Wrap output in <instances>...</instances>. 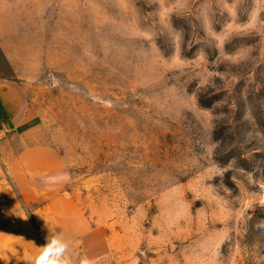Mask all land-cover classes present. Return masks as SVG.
<instances>
[{"label":"rangeland","instance_id":"rangeland-1","mask_svg":"<svg viewBox=\"0 0 264 264\" xmlns=\"http://www.w3.org/2000/svg\"><path fill=\"white\" fill-rule=\"evenodd\" d=\"M0 80V226L53 200L77 264H264V0H0Z\"/></svg>","mask_w":264,"mask_h":264},{"label":"crops","instance_id":"crops-1","mask_svg":"<svg viewBox=\"0 0 264 264\" xmlns=\"http://www.w3.org/2000/svg\"><path fill=\"white\" fill-rule=\"evenodd\" d=\"M21 90L23 83L0 80V126L3 127L0 131L7 140L13 135L12 132L24 123L26 116V103ZM39 152L33 149L25 150L9 166V172L19 193L23 194L26 190L36 188L37 185H34L31 179L32 173L53 172L52 165L47 162L32 163L31 158L39 155ZM53 184L52 181H46L48 188L54 189ZM51 193H55L54 190ZM55 202H47L41 211L31 217L18 202L21 209L17 207L9 216L8 224L0 226V264H32V258L39 251L37 247L45 244L44 236L64 233L65 219L62 211L54 210Z\"/></svg>","mask_w":264,"mask_h":264},{"label":"clouds","instance_id":"clouds-1","mask_svg":"<svg viewBox=\"0 0 264 264\" xmlns=\"http://www.w3.org/2000/svg\"><path fill=\"white\" fill-rule=\"evenodd\" d=\"M27 219V218H26ZM51 233V232H50ZM71 243L62 234H50L47 242L32 258V264H77L69 254ZM78 264H93L87 257L79 259Z\"/></svg>","mask_w":264,"mask_h":264},{"label":"built area","instance_id":"built-area-1","mask_svg":"<svg viewBox=\"0 0 264 264\" xmlns=\"http://www.w3.org/2000/svg\"><path fill=\"white\" fill-rule=\"evenodd\" d=\"M2 137L0 136V141H1Z\"/></svg>","mask_w":264,"mask_h":264}]
</instances>
